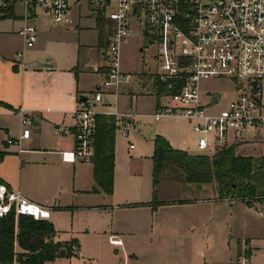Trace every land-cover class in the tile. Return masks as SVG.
Instances as JSON below:
<instances>
[{"label": "rangeland", "instance_id": "rangeland-1", "mask_svg": "<svg viewBox=\"0 0 264 264\" xmlns=\"http://www.w3.org/2000/svg\"><path fill=\"white\" fill-rule=\"evenodd\" d=\"M38 17V28L45 24L51 26L47 16ZM10 19H1L7 20L4 21L5 28L10 27ZM94 19L93 13V19H88V22L92 23ZM140 30V27L135 25L129 29L120 51V68L131 74L130 82L121 86L118 96L104 94L101 104L97 107V111L103 114L111 115L117 110L134 114L133 121L126 123L127 135H123L125 124H117L113 192L108 196L86 194L87 196L78 198L83 200L78 202V206H89L86 202L93 199L96 202L94 204L110 206L111 209H78L77 212H71L60 207L52 210L49 220L54 222L60 235L63 237L68 234L70 237L71 233V237L79 244L78 251L73 252L70 257L58 258L52 264H239L242 258H245L248 264H264V200L247 205L235 198L218 199V193L212 192L216 185L213 183L209 186L211 193L208 199L211 200L195 202L203 198V192H197L194 187L199 189L201 186H186L182 181L183 177L176 178L173 173L165 172L160 176L157 200L171 201L170 203L163 204L166 206L160 207L153 216L148 214L145 219L142 215L143 208L131 203L133 195L149 192L153 139L156 136L167 137L171 147L179 148L189 155L199 154L196 149L198 135L193 132L191 123L177 117H168L159 122L153 119L157 100L161 104L168 100L157 98L155 95L153 80L159 72L157 45L145 42ZM17 37L19 38L5 41L9 46L5 48H8L13 57V52L23 50L22 39L18 35ZM47 38L40 37V54L35 62L43 63L47 59ZM56 38L73 41L75 44L77 42L76 35L71 32ZM105 40L107 41L106 36ZM78 42L84 47L80 48L78 59V83L81 89L93 86L94 82L101 85L104 80L92 73V70L97 64L106 65L103 57L105 46H99L98 43L96 46V34L91 31L80 32ZM89 46L95 48L89 49L87 53L85 47ZM234 87V83L227 78L201 81L199 92L204 105H207L212 95L219 97L217 104L206 107L207 112L219 113L225 109L236 94ZM262 103L264 105V81ZM4 124L9 132L0 130V145L6 142L8 137L16 139L19 132L17 118L2 116L0 125ZM57 137L59 136H54L52 131L47 130L41 148H55L54 141ZM15 149L14 146H8L10 151L16 152ZM10 154L11 157H16ZM214 154L210 152L205 155L212 157ZM235 154L253 158L264 157V141L256 145L238 143L235 145ZM87 163L89 162H85V168ZM0 170L16 181L20 179L21 189L26 188L28 177L25 172L18 170L14 158H8L0 164ZM54 173L58 189L62 188L64 183L71 184V173L58 168H55ZM36 175L39 176L36 178L39 184H36L37 187L30 186L31 190H36L48 180L45 173ZM30 176L32 178L34 174ZM16 184L18 182L9 185L17 187ZM51 186L57 189L55 184ZM37 191L46 196L54 190L46 193L43 187H39ZM82 203L83 205H79Z\"/></svg>", "mask_w": 264, "mask_h": 264}, {"label": "built area", "instance_id": "built-area-1", "mask_svg": "<svg viewBox=\"0 0 264 264\" xmlns=\"http://www.w3.org/2000/svg\"><path fill=\"white\" fill-rule=\"evenodd\" d=\"M85 1L91 12L102 15L110 26L104 52L106 76L103 83L86 100L78 102L72 113L71 130L54 128L55 135L72 134L73 148L61 151L62 162H90L96 135L97 107L103 95L118 96L123 84L130 82L131 74L120 68V51L129 29L140 27L143 36L157 45L161 82H180L181 86L168 100L159 104L152 114L155 122L177 117L191 123L198 135L196 149L201 155L213 154L238 143H253L264 138V0H0V16L9 15L15 4L24 11V24L18 34L25 48L36 43V31L29 22L32 12L46 15L54 27L73 25L72 8ZM24 52L16 54L23 61ZM51 70L50 63L45 64ZM227 78L235 87V96L219 113H209L213 95L207 105L201 101L199 83L209 79ZM21 135L8 139L7 144L24 152L22 141L30 137L31 120L23 109H18ZM118 122L127 125L133 121L132 112L115 111ZM132 149V146H130ZM14 213L47 221L50 211L31 202L18 189L0 180V219ZM73 252L78 246H72ZM239 264H248L245 258Z\"/></svg>", "mask_w": 264, "mask_h": 264}, {"label": "crops", "instance_id": "crops-1", "mask_svg": "<svg viewBox=\"0 0 264 264\" xmlns=\"http://www.w3.org/2000/svg\"><path fill=\"white\" fill-rule=\"evenodd\" d=\"M91 9L92 8L88 6L85 1H82L80 4L75 5L72 8L73 25L68 28L54 27L47 24L38 28V22L36 21L39 19L38 16L46 15L42 14L39 11L32 12V16L29 22L34 26L36 31V43L31 48L24 47V41L18 34L19 29H21L24 24V11L20 4H15L12 7L11 11L8 13L9 16H7V18H11L9 21L10 27H4V21L7 20H0V41H2L0 43V103L6 104L11 107V109H8L0 105V117L13 116L18 119L19 132L16 135V139L21 135L22 131L20 128V118L17 114V110L23 109L25 111V114L31 120V125L29 128L30 137L29 139H25L22 141V148L24 150L23 153L18 154L16 147V152L8 150V146L10 145L7 144V140L13 138L8 137L6 142H3V144L0 145V152L6 153L0 161V164H3L4 161H7L8 158H14L18 170H20L21 173L25 172L26 176L28 177V184L26 188L22 190L20 179L16 181L7 173L2 172V170H0V180L6 184L8 183L7 185H12V183L15 184V182H18V184H16L17 187L14 188L20 190L31 202L39 206L48 208L50 211L49 219L51 218V211L55 210L56 208L59 209L60 207L69 209L71 210V212H77L78 209H89L97 211L103 209H111L110 206L94 204L96 202L93 199L86 202L89 206H78V202H83V200H79L78 198H81V196H87L86 194H93V196L108 195H105L102 192L90 193V191L95 187V183L92 177L91 162L87 163V168L84 167L85 162H76L74 164L62 162L59 153L61 151L71 150L73 148L72 134H54V128L56 127H63L67 130L72 129L74 123L72 113L78 105V97L80 95H87L88 93L92 92L97 87V85H99L98 83L94 82L93 86L83 87L81 89V86L78 83V59L81 51L80 48H84L78 42V35L80 34V32L85 31L95 32L96 46L97 43L99 44V33L95 20L96 17L92 23L88 22V19H93V13L91 12ZM3 16H5V14L0 17ZM104 20V29L105 31H108L112 24L105 18ZM84 21L86 23H84ZM69 32L76 35V44L73 41L56 38L67 35L69 34ZM105 34L107 41L103 40L101 46H105L106 49L108 37L110 34L109 32ZM17 35L22 39L23 50L21 52H24L22 62L16 61L15 57L17 53L13 52L14 50L12 52L15 54V57L9 54L10 52H8V48H5V46H7V43H5V41H10L11 38H19L17 37ZM40 37H48L45 41V57L47 59L43 63L35 62V59H38L37 56H39L40 54ZM91 48L93 47H85V52L88 53L89 49ZM103 57L105 59L104 53ZM47 62H49L51 66V70L49 71L46 70L45 67V64ZM32 63H34L35 65H33ZM92 73H94L96 76L101 77L103 81L106 76L105 65L97 64L96 68L92 70ZM2 129L5 131V133H7V131L9 132L5 124L0 125V130ZM47 130L52 131L54 136H59L54 141L55 148H41V145L44 143V133ZM164 138L169 143V139L167 137ZM262 141H264V138L255 140L253 144H259V142ZM244 144L247 145L248 143H243V145ZM10 153L15 155L16 157H11ZM55 168L71 173V176L69 177V179L71 180V184H69V182L64 183L63 187L58 189V182L54 181L56 177L54 173ZM40 173H45L48 180H46L45 184L43 183L44 185H39L38 188L43 187V191H45L46 193L54 190L52 194L45 196L37 191L38 188L36 190L34 188L32 190L30 189V186L37 187V185L39 184V181L36 179L39 176H37L36 174ZM30 174H34V176L31 178ZM62 179L64 180V178ZM150 180L151 185L149 184V192L147 194L146 192L137 193L136 195L132 196L131 200V203L136 204L137 206H139V208H143L142 210L144 211H142V215L144 219L147 218L148 214L153 216V214L160 207L166 206L161 205L155 209H152L149 205H147L152 199V169ZM53 184L57 186V189L54 186H51ZM185 185L190 186L191 184ZM209 186L211 187V185H201V188L199 189L194 187L197 192H203V198L195 200V202H206L211 200L208 199L210 198L209 195L211 193ZM187 190L191 191L190 189ZM213 190L214 191L212 192H216L215 187ZM55 194L59 195L60 198L56 197ZM170 202L171 201L162 203L167 204ZM61 204L63 206H61ZM79 205H83V203ZM49 219L48 222L53 225L56 231L55 241L74 242L72 244H76L79 247L78 241L75 238L71 237V233L70 237L68 234H64V236L62 237L54 222H51ZM251 254H253V251L251 252ZM52 263L53 262L47 264Z\"/></svg>", "mask_w": 264, "mask_h": 264}, {"label": "trees", "instance_id": "trees-1", "mask_svg": "<svg viewBox=\"0 0 264 264\" xmlns=\"http://www.w3.org/2000/svg\"><path fill=\"white\" fill-rule=\"evenodd\" d=\"M9 15L3 17L7 18ZM0 17V20L3 18ZM104 18L98 15L96 26L99 46L104 40ZM148 42V36H144ZM180 82L153 80L157 98L175 94ZM160 104L157 100L156 107ZM5 108L10 106L0 103ZM118 120L111 115H99L96 120V135L93 143L92 177L95 187L91 193L102 192L111 195L114 184L115 132ZM6 153L0 152V161ZM152 199L147 204L152 209L164 203L158 202L160 176L169 173L182 178L185 184L214 185L218 199H238L251 205L264 200V157L253 158L235 154V145L224 147L212 157L189 155L185 151L173 149L168 141L156 136L153 139ZM175 178V177H174ZM180 178L178 180H180ZM56 231L48 221H35L31 217L14 213L0 219V264H47L58 258L70 257L74 242L55 241ZM78 246V245H77Z\"/></svg>", "mask_w": 264, "mask_h": 264}, {"label": "water", "instance_id": "water-1", "mask_svg": "<svg viewBox=\"0 0 264 264\" xmlns=\"http://www.w3.org/2000/svg\"><path fill=\"white\" fill-rule=\"evenodd\" d=\"M141 50V49H140ZM218 99H219V97L217 96V95H214V97H213V102L214 103H217L218 102ZM86 100V97L84 96V95H80L79 97H78V101L80 102V103H82V102H84Z\"/></svg>", "mask_w": 264, "mask_h": 264}]
</instances>
